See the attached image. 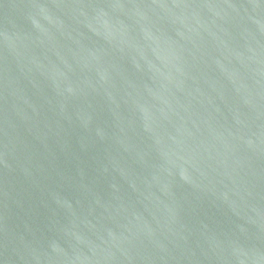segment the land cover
I'll return each instance as SVG.
<instances>
[{
	"label": "water",
	"instance_id": "95a60500",
	"mask_svg": "<svg viewBox=\"0 0 264 264\" xmlns=\"http://www.w3.org/2000/svg\"><path fill=\"white\" fill-rule=\"evenodd\" d=\"M0 264H264V0H0Z\"/></svg>",
	"mask_w": 264,
	"mask_h": 264
}]
</instances>
